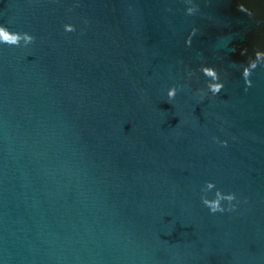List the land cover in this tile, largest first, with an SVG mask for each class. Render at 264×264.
Returning <instances> with one entry per match:
<instances>
[{
	"label": "water",
	"instance_id": "water-1",
	"mask_svg": "<svg viewBox=\"0 0 264 264\" xmlns=\"http://www.w3.org/2000/svg\"><path fill=\"white\" fill-rule=\"evenodd\" d=\"M0 29V264H264V0H0Z\"/></svg>",
	"mask_w": 264,
	"mask_h": 264
},
{
	"label": "clouds",
	"instance_id": "clouds-1",
	"mask_svg": "<svg viewBox=\"0 0 264 264\" xmlns=\"http://www.w3.org/2000/svg\"><path fill=\"white\" fill-rule=\"evenodd\" d=\"M0 36H3L5 39H14V38L7 37V36L5 35V32H4L3 29H0ZM174 95H175V91H174V90H170V91L168 92V96H169L170 99H171Z\"/></svg>",
	"mask_w": 264,
	"mask_h": 264
}]
</instances>
